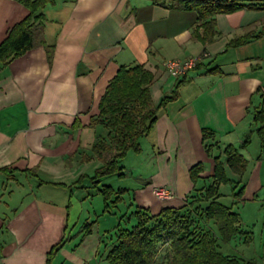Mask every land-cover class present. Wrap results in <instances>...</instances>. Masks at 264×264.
Listing matches in <instances>:
<instances>
[{
	"label": "crops",
	"instance_id": "0c3cea01",
	"mask_svg": "<svg viewBox=\"0 0 264 264\" xmlns=\"http://www.w3.org/2000/svg\"><path fill=\"white\" fill-rule=\"evenodd\" d=\"M243 1L261 8L217 15L216 36L208 44L193 37L197 13L173 8L169 0H50L41 9L51 60L38 46L0 64V264H48L49 252L61 242L49 264H108L118 226H132L138 209L157 215L183 206L209 184L213 159L224 163L227 146L245 160L241 177L226 171L228 194L234 197L243 187L234 197L238 203L264 190V155L253 122L258 90L264 93V35L227 48L231 40L263 30L264 0ZM28 13L18 0H0V44ZM201 54L207 57L180 80L162 67ZM136 65L154 75V105L182 81L178 97L157 111L140 152L120 161L121 176L94 184L90 178L101 163L90 147L107 130L90 121L119 69ZM203 130L212 137L203 140ZM256 138L258 153L250 157ZM198 164L203 172L194 188L190 169ZM221 186L220 203L226 196ZM105 187L121 192L122 211L100 206L96 192ZM158 188L172 198L158 199ZM101 215L107 216L103 224ZM82 222L92 223L86 236Z\"/></svg>",
	"mask_w": 264,
	"mask_h": 264
},
{
	"label": "trees",
	"instance_id": "16d2710c",
	"mask_svg": "<svg viewBox=\"0 0 264 264\" xmlns=\"http://www.w3.org/2000/svg\"><path fill=\"white\" fill-rule=\"evenodd\" d=\"M173 8L192 10L198 15L199 27L193 32L194 39L208 44L216 36L215 17L230 14L242 9H260L256 3L245 4L243 0H169ZM28 10V15L8 33L0 44V64L5 65L13 58L28 51L44 46L51 60L52 49L42 38L43 15L40 13L50 0H18ZM257 34H246L231 40L227 48H235L258 39ZM154 75L141 65L120 68L108 85L98 105V114L91 119L90 125H102L107 134L97 137L90 151L101 166L95 170L90 181L98 184L105 177L121 176L119 162L128 152H140V139L147 136L157 119V111L178 97L176 89L154 105L150 86ZM260 106L253 112L256 135L260 144V156L264 155V93L258 90ZM212 134L202 131V139ZM245 143H249L246 140ZM220 156L215 157L213 175L209 184H204L190 195L180 208H164L157 215L138 209L133 213L135 223L130 227L118 226L114 232L115 240L106 255L108 264H156L160 255L166 264H241L236 258L223 255L220 243L231 241L239 233L238 214L218 201L221 185L231 183L226 171L241 177L245 172V160L232 146L224 148ZM7 172L5 169L1 170ZM203 166L198 164L190 169V178L195 188L201 179L199 174ZM79 181V180H78ZM77 184V183H75ZM234 190V189H233ZM240 188L234 197L243 194ZM104 201V211L110 205L120 202L119 191L105 187L96 192ZM115 198L113 199V196ZM91 224H85L84 236L90 234ZM62 242L54 246L48 254L47 262L53 259ZM162 250V251H161ZM163 253V254H162ZM248 264H255L249 262Z\"/></svg>",
	"mask_w": 264,
	"mask_h": 264
},
{
	"label": "rangeland",
	"instance_id": "374dc122",
	"mask_svg": "<svg viewBox=\"0 0 264 264\" xmlns=\"http://www.w3.org/2000/svg\"><path fill=\"white\" fill-rule=\"evenodd\" d=\"M255 140V143L248 148V156L250 157H254L258 153V140L257 138ZM117 176L118 175H111L104 178L102 184L105 183V185H107L111 178ZM230 190V184L221 186L220 191L226 195L221 198V203L228 207H232V210L238 214L239 233L231 241L220 243L219 251L223 255L238 259L241 264H248L249 262L259 264L264 257V190L257 194L252 200L238 203L234 201L235 199L232 195L228 194ZM125 199L127 200L126 197ZM99 201L102 207L104 201L101 196ZM119 203L116 204L117 209L114 210L115 212H117L118 209L122 211L123 208H125L123 207V203ZM85 208L86 207L83 206L82 213H84ZM111 210L113 209L111 208ZM105 219H107V216L102 217L101 215L98 221L100 224H103ZM85 224H87V222L81 224L82 227H84ZM90 224L92 226V223ZM156 264H166L164 256L160 255Z\"/></svg>",
	"mask_w": 264,
	"mask_h": 264
},
{
	"label": "built area",
	"instance_id": "2783aa9c",
	"mask_svg": "<svg viewBox=\"0 0 264 264\" xmlns=\"http://www.w3.org/2000/svg\"><path fill=\"white\" fill-rule=\"evenodd\" d=\"M206 57V54H201L185 60H168L163 62L162 67L172 79L177 81L186 77L190 71L195 70ZM154 194L161 200H170L172 198V192L166 188H158ZM259 264H264V257Z\"/></svg>",
	"mask_w": 264,
	"mask_h": 264
}]
</instances>
